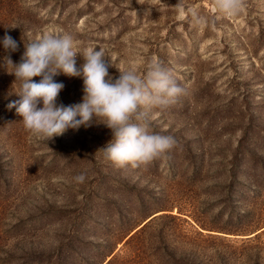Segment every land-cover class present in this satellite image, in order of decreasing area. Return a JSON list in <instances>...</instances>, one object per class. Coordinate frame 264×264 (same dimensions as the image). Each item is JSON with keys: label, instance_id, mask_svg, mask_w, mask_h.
I'll return each mask as SVG.
<instances>
[{"label": "rangeland", "instance_id": "rangeland-1", "mask_svg": "<svg viewBox=\"0 0 264 264\" xmlns=\"http://www.w3.org/2000/svg\"><path fill=\"white\" fill-rule=\"evenodd\" d=\"M6 33L18 50L0 44V264H192V251L201 264H264V0L235 16L215 0H0ZM66 34L77 68L105 51L111 82L153 63L170 74L182 94L135 122L173 148L118 168L100 119L48 141L26 131L7 107L21 82L4 58ZM53 80L58 105L82 102V77Z\"/></svg>", "mask_w": 264, "mask_h": 264}, {"label": "clouds", "instance_id": "clouds-1", "mask_svg": "<svg viewBox=\"0 0 264 264\" xmlns=\"http://www.w3.org/2000/svg\"><path fill=\"white\" fill-rule=\"evenodd\" d=\"M244 4L245 0H215L217 11L228 16L239 14ZM0 44L6 52L18 50L17 41L7 33ZM105 55V51L93 48L82 57L83 63L77 68L71 35H45L24 45L20 63L13 64L7 56L4 58L14 68L10 74L21 82L20 90L14 92L19 99L7 107L15 108L26 131L42 141L60 136L68 129L87 128L100 119L112 133L111 141L103 147L108 161L118 168L148 165L166 154L176 141L172 136L151 133L147 124L135 122L139 109L147 105L166 108L183 89L159 63L151 64L144 78L126 71L111 82ZM58 73L83 78L82 102L57 104L64 87L53 80ZM33 77L41 79L35 82ZM77 180L83 182L84 176H78Z\"/></svg>", "mask_w": 264, "mask_h": 264}, {"label": "trees", "instance_id": "trees-1", "mask_svg": "<svg viewBox=\"0 0 264 264\" xmlns=\"http://www.w3.org/2000/svg\"><path fill=\"white\" fill-rule=\"evenodd\" d=\"M191 253H193L191 256H192V264H201L202 262V258L201 256L199 257L198 256V252H194L192 251Z\"/></svg>", "mask_w": 264, "mask_h": 264}]
</instances>
